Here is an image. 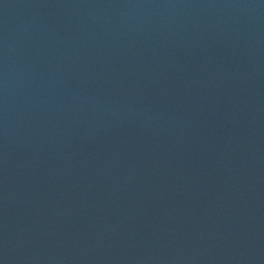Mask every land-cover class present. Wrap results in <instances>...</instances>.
Here are the masks:
<instances>
[{"label": "water", "instance_id": "obj_1", "mask_svg": "<svg viewBox=\"0 0 264 264\" xmlns=\"http://www.w3.org/2000/svg\"><path fill=\"white\" fill-rule=\"evenodd\" d=\"M0 264H264V0H0Z\"/></svg>", "mask_w": 264, "mask_h": 264}]
</instances>
